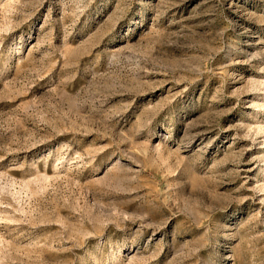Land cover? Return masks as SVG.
<instances>
[{
    "label": "rangeland",
    "instance_id": "obj_1",
    "mask_svg": "<svg viewBox=\"0 0 264 264\" xmlns=\"http://www.w3.org/2000/svg\"><path fill=\"white\" fill-rule=\"evenodd\" d=\"M0 264H264V0H0Z\"/></svg>",
    "mask_w": 264,
    "mask_h": 264
}]
</instances>
